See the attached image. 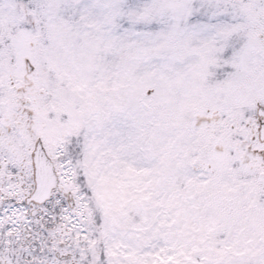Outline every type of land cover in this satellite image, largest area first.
Here are the masks:
<instances>
[{
    "label": "snow or ice",
    "instance_id": "snow-or-ice-1",
    "mask_svg": "<svg viewBox=\"0 0 264 264\" xmlns=\"http://www.w3.org/2000/svg\"><path fill=\"white\" fill-rule=\"evenodd\" d=\"M0 264H264V0H0Z\"/></svg>",
    "mask_w": 264,
    "mask_h": 264
}]
</instances>
